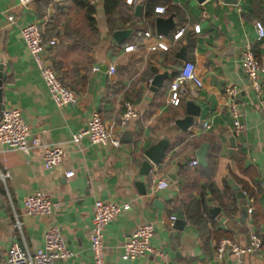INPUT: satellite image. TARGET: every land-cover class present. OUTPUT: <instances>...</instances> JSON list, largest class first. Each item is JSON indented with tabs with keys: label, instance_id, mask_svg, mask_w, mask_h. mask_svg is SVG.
Listing matches in <instances>:
<instances>
[{
	"label": "crops",
	"instance_id": "obj_1",
	"mask_svg": "<svg viewBox=\"0 0 264 264\" xmlns=\"http://www.w3.org/2000/svg\"><path fill=\"white\" fill-rule=\"evenodd\" d=\"M82 3L95 7L94 23L87 19ZM159 3L146 0L130 7L122 0L108 17L105 0H34L28 6L19 0H0V58L7 71L4 104L21 109L31 128L30 139L38 138L42 145L24 155L0 143V264H7L14 245L31 253L42 249L44 235L53 224L60 227L74 253L57 264H95L91 229L97 200L130 204L105 232L108 264H161L156 255L121 259L126 241L146 224L155 225L153 247L168 256L169 264H236L231 255L217 259L222 239L247 246L256 234L264 241V87L263 94H257L240 63L247 45L264 62V40L257 41L255 27L256 22L264 25V0H239L238 5L225 0L203 4L168 0V12L162 16L154 14ZM172 15L177 26L165 35L170 51L151 52L159 34L157 18ZM29 24H39L48 41H57L47 58L78 96L77 107H58L52 100L20 35ZM197 25L200 34L194 32ZM182 28L184 36L174 43L172 36ZM129 30L131 34L117 42L115 33ZM148 31L152 38L139 36ZM128 44L136 46L134 52H125ZM183 52L186 62L195 64L203 86L186 83L181 105L175 107L170 104V86L186 63L179 59ZM111 67L115 74H110ZM165 74L163 85L153 87L155 78ZM229 87L240 90L245 127L240 137L232 130L225 96ZM191 101L201 107L200 116L184 132L176 123L187 117L186 104ZM126 102L137 105L139 117L124 126ZM94 112L120 139L119 149L95 146L88 140L80 146L72 143ZM165 138L170 149L155 166L146 152ZM204 145L208 146L207 166H193ZM45 147L65 150L60 166L45 169ZM146 162L152 166L149 173L143 168ZM69 172L74 176L66 177ZM6 173L10 177L3 181L1 175ZM161 181L169 183L164 190L157 188ZM37 192L60 205L55 218L26 214L24 202ZM245 207L247 218L242 213ZM180 213L186 225L177 228L170 218ZM245 264H264V247L247 255Z\"/></svg>",
	"mask_w": 264,
	"mask_h": 264
},
{
	"label": "built area",
	"instance_id": "obj_2",
	"mask_svg": "<svg viewBox=\"0 0 264 264\" xmlns=\"http://www.w3.org/2000/svg\"><path fill=\"white\" fill-rule=\"evenodd\" d=\"M160 2L154 7V14L158 16L166 15L168 0H157ZM23 5H31L34 0H19ZM125 4L133 7L145 4L146 0H124ZM257 31V41L264 40V25L261 22L255 23ZM196 34L201 33L199 25L194 27ZM185 34V29H179L172 36L174 43H177ZM21 38L25 43L29 55L34 60L36 67L44 80L49 94L58 107L72 106L77 107L79 98L69 87H67L61 77L54 70L47 58L51 48L57 46L56 40L48 41L44 36V30L39 24H29L20 31ZM140 37L150 39L153 37L151 32L139 34ZM136 49L134 44L125 47L126 53H132ZM171 46L167 42L166 36L158 34L156 43L151 46V52H169ZM241 68L250 82V86L257 92L263 94L264 84V62L258 59L251 45H247L241 52ZM95 68L94 71H98ZM115 67H111L110 74H115ZM192 82L198 87L203 83L197 75L196 66L192 62H186L180 70L179 75L174 79L170 86V104L175 107L181 105V90L186 83ZM240 90L237 87H229L225 90L227 107L232 118V130L235 137H240L245 127L242 123V116L239 108ZM139 110L137 105L132 102L124 104L122 124L127 126L132 121L138 119ZM204 128L209 129L210 125L205 124ZM31 138V128L23 118L22 111L17 107L6 108L0 119V143L13 151L30 155L33 149L41 147L38 138ZM88 140L92 145L102 148L117 150L121 147L120 139L113 135L106 127L103 119L98 112H94L90 118L88 127L74 134L72 143L80 146L82 141ZM66 158V152L61 147H45L43 164L45 169L50 170L60 166ZM193 166H198V161H194ZM74 172H69L66 177L71 178ZM10 174H2L1 179L5 181ZM169 186L166 181L159 182L157 188L164 190ZM25 212L29 216L55 218L60 205L51 201L43 192L27 198L24 202ZM130 208V204L119 205L112 202L97 200L95 202V215L93 227L91 229V252L95 264H108L105 256V232L108 226L120 217L124 211ZM172 224L177 221V217L170 218ZM18 227L21 224L18 222ZM156 234L154 224H146L137 229L124 245V253L121 259L125 262L136 261L150 255L159 256L161 264H169L168 256L163 252L154 249L152 240ZM264 247L263 239L253 234L247 246H241L231 239H222L217 246V259L222 260L226 255H231L236 264H245V257L260 252ZM74 257V253L68 249L64 235L59 226L53 224L44 235V246L35 253L23 249L18 245L11 247L8 253L7 264H57Z\"/></svg>",
	"mask_w": 264,
	"mask_h": 264
},
{
	"label": "water",
	"instance_id": "obj_3",
	"mask_svg": "<svg viewBox=\"0 0 264 264\" xmlns=\"http://www.w3.org/2000/svg\"><path fill=\"white\" fill-rule=\"evenodd\" d=\"M197 1L199 4H203L208 0H197ZM225 1L227 4H232V5H238V3H239V0H225ZM140 9H141V7H139L137 9V11H140ZM156 24H157L158 33L163 34V35H169V33L173 29H175L177 26V22L175 21V15H172L168 19H164V18L159 17L156 20ZM128 34H131V30L116 32L115 38H116L117 42H119V40L122 37H124ZM179 59L183 62L187 61V59L184 56V52H183V54L179 55ZM166 76H167V74L157 76L153 82V87L160 88L163 85V81H164ZM6 78H7V71L4 69L3 60L0 58V118L2 117L3 111L6 109V106L4 104V98H3V87H4V83L6 81ZM200 110H201V107L196 105L194 102H192V101L187 102V104H186L187 117L183 120H178L176 125L182 131L186 132L189 128H191L196 123V119L199 118V116H200ZM170 146L171 145H170L169 140L167 138H165L161 142H159L157 145L151 147L146 152V157L155 166H159L163 162L165 154L170 149ZM207 155H208V146L204 145L200 149V151L197 153L198 163L203 167L207 166ZM143 168L146 171V173L147 172L149 173L152 169V166L146 162V163H144ZM239 196L242 197L243 199H246V195L241 191H239ZM242 213H243V217L247 218L248 217V208L247 207L243 208ZM185 225H186V222L184 220V216L182 213H180L177 216L176 226H177V228H182Z\"/></svg>",
	"mask_w": 264,
	"mask_h": 264
},
{
	"label": "trees",
	"instance_id": "obj_4",
	"mask_svg": "<svg viewBox=\"0 0 264 264\" xmlns=\"http://www.w3.org/2000/svg\"><path fill=\"white\" fill-rule=\"evenodd\" d=\"M121 1L122 0H105L104 8L108 17H111L116 12ZM80 7L86 9L87 19L90 23H94V19L92 18V16L96 14L95 7L86 3L80 4Z\"/></svg>",
	"mask_w": 264,
	"mask_h": 264
}]
</instances>
